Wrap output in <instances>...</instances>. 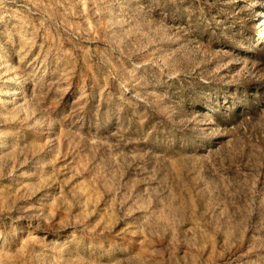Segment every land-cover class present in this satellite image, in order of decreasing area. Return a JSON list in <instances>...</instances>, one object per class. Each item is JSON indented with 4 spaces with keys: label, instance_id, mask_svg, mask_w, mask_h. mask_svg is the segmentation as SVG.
Instances as JSON below:
<instances>
[{
    "label": "rangeland",
    "instance_id": "obj_1",
    "mask_svg": "<svg viewBox=\"0 0 264 264\" xmlns=\"http://www.w3.org/2000/svg\"><path fill=\"white\" fill-rule=\"evenodd\" d=\"M0 264H264V0H0Z\"/></svg>",
    "mask_w": 264,
    "mask_h": 264
}]
</instances>
